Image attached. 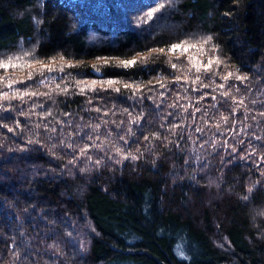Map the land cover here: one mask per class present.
<instances>
[{"label":"trees","instance_id":"1","mask_svg":"<svg viewBox=\"0 0 264 264\" xmlns=\"http://www.w3.org/2000/svg\"><path fill=\"white\" fill-rule=\"evenodd\" d=\"M9 61L0 264H264V0H0Z\"/></svg>","mask_w":264,"mask_h":264},{"label":"snow or ice","instance_id":"2","mask_svg":"<svg viewBox=\"0 0 264 264\" xmlns=\"http://www.w3.org/2000/svg\"><path fill=\"white\" fill-rule=\"evenodd\" d=\"M209 39H211L210 37H209ZM181 47H183L182 45H180V44H174V45H172L171 47H170V51H176L177 49H180ZM160 52H163L164 51V49H160L159 50ZM122 63V65L124 66V67H129V66H131V65H134V64H136L137 63V61L136 60H126V61H122L121 62ZM11 64V61H9L8 63H3V64H0V67H8L9 65ZM173 67H176V65H173ZM48 71H52L53 69H51V68H48L47 69ZM108 83L109 84H112V83H114V81H108ZM125 87H127V85H125ZM118 90V89H117Z\"/></svg>","mask_w":264,"mask_h":264},{"label":"water","instance_id":"3","mask_svg":"<svg viewBox=\"0 0 264 264\" xmlns=\"http://www.w3.org/2000/svg\"><path fill=\"white\" fill-rule=\"evenodd\" d=\"M93 73H94L95 75H97V76H102V73L99 72V71L93 70Z\"/></svg>","mask_w":264,"mask_h":264}]
</instances>
